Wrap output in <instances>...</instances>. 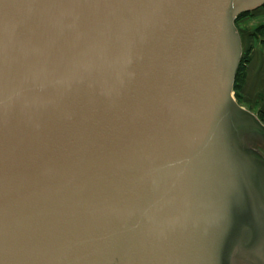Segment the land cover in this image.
<instances>
[{
  "label": "water",
  "instance_id": "water-1",
  "mask_svg": "<svg viewBox=\"0 0 264 264\" xmlns=\"http://www.w3.org/2000/svg\"><path fill=\"white\" fill-rule=\"evenodd\" d=\"M262 6L0 0V264H264Z\"/></svg>",
  "mask_w": 264,
  "mask_h": 264
},
{
  "label": "rangeland",
  "instance_id": "rangeland-1",
  "mask_svg": "<svg viewBox=\"0 0 264 264\" xmlns=\"http://www.w3.org/2000/svg\"><path fill=\"white\" fill-rule=\"evenodd\" d=\"M236 26L241 37L242 59L249 60L245 64L242 87L234 90V97L264 125V6L238 19ZM259 56L262 57L259 59ZM252 147L258 150L256 146ZM259 152L264 157V152Z\"/></svg>",
  "mask_w": 264,
  "mask_h": 264
},
{
  "label": "trees",
  "instance_id": "trees-1",
  "mask_svg": "<svg viewBox=\"0 0 264 264\" xmlns=\"http://www.w3.org/2000/svg\"><path fill=\"white\" fill-rule=\"evenodd\" d=\"M246 15H248V13L241 15L238 19H240ZM248 60L249 59H246V60L242 59V61L240 63L239 70H238L236 80H235L234 90H238L242 87V84H243L244 79H245V71H244L245 70V64L248 62Z\"/></svg>",
  "mask_w": 264,
  "mask_h": 264
},
{
  "label": "flooded vegetation",
  "instance_id": "flooded-vegetation-1",
  "mask_svg": "<svg viewBox=\"0 0 264 264\" xmlns=\"http://www.w3.org/2000/svg\"><path fill=\"white\" fill-rule=\"evenodd\" d=\"M252 146H256V148L261 151V152H264V141L261 139H255L254 142L251 143Z\"/></svg>",
  "mask_w": 264,
  "mask_h": 264
},
{
  "label": "crops",
  "instance_id": "crops-1",
  "mask_svg": "<svg viewBox=\"0 0 264 264\" xmlns=\"http://www.w3.org/2000/svg\"><path fill=\"white\" fill-rule=\"evenodd\" d=\"M262 56H259V59L261 58Z\"/></svg>",
  "mask_w": 264,
  "mask_h": 264
}]
</instances>
